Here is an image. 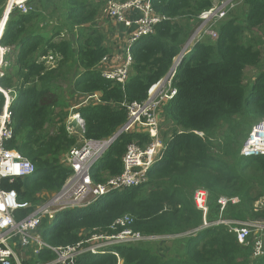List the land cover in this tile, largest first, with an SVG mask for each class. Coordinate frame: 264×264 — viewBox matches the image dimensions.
Here are the masks:
<instances>
[{
  "label": "trees",
  "instance_id": "obj_1",
  "mask_svg": "<svg viewBox=\"0 0 264 264\" xmlns=\"http://www.w3.org/2000/svg\"><path fill=\"white\" fill-rule=\"evenodd\" d=\"M234 1L215 28L216 37L197 41L172 79L176 95L162 105L172 133L161 160L138 186L61 212L52 227L41 224L39 234L48 246L66 247L95 233L130 229L145 239L112 244L111 252L101 256L81 254L75 264H264V257L252 261L248 248L240 246L225 225L212 224L219 216L264 219V212L253 210L254 202L264 196V155L239 154L251 127L264 120V65L259 48L264 44V0ZM58 2L29 0L31 10L9 15L0 38V46L16 51L11 75L0 76V112L7 105L13 128L5 146L36 169L34 177L1 180L0 188L14 190L20 202L29 204L16 217L29 213L43 193L61 188L70 173L62 159L80 145L78 139H105L124 124L125 104L146 99L148 89L166 75L197 28L200 14L213 6L212 0H150L154 13L169 20L157 24L152 34L130 48L129 74L120 83L102 75L100 64L110 50L103 33L94 28L97 5L88 0ZM40 4L47 14H41ZM61 9V29L76 36V49L61 29L49 37L35 30V22L46 16L59 20L55 14ZM38 51L39 56L33 57ZM48 57L56 63L54 68L45 66ZM249 67L256 75L248 87L244 72ZM70 76L73 92L83 97L98 95V102L91 100L76 110L83 119V128L73 121L78 134H68L55 113L59 103L52 81H70ZM151 141L144 132L122 134L92 170V182L102 183L121 173L128 144L144 147ZM199 188L207 192V227L202 226V213L193 202ZM220 197L238 201L227 203L220 214ZM124 217L130 221L115 224ZM167 239L174 247L175 241H182L174 255L152 252L151 243ZM35 257L34 261L45 264L55 254L42 248Z\"/></svg>",
  "mask_w": 264,
  "mask_h": 264
},
{
  "label": "built area",
  "instance_id": "obj_2",
  "mask_svg": "<svg viewBox=\"0 0 264 264\" xmlns=\"http://www.w3.org/2000/svg\"><path fill=\"white\" fill-rule=\"evenodd\" d=\"M28 1L6 0L2 17L6 14L8 19L9 15L14 12L18 14L28 13L31 10ZM224 2L217 1L211 8L202 12L199 16L200 21L206 20L209 14L210 17L215 16L217 20L223 18L227 11V5L232 4L234 0L228 4ZM105 4L107 13L128 27L132 25V21L127 19L124 14L129 11L137 12V18L134 21L136 30L129 38L127 47L122 51L123 55L117 57L114 68L110 69L106 66L102 69L103 76L124 83L128 77L131 64L130 48L152 34L157 24L169 20V18L154 13L150 0H106ZM225 4L227 5L225 6ZM201 26L198 24L196 29H200ZM196 33V36L193 34L189 38L191 42L201 38L202 32L197 31ZM213 37H216L215 32ZM186 47L187 43L174 58L166 75L148 89L144 101L125 104L126 121L113 135L101 140H83V144L71 148L64 155L62 160L70 173L63 185L58 191L43 193L41 200L32 205L29 213L22 217H16L18 210L29 207V204L20 202L14 190L0 188V264H12V260L19 264L15 251L17 245L32 249L35 256L40 249L49 248L54 252L55 258L45 264H75L76 258L81 254L89 253L94 256H101L111 252L109 246L112 244L137 242L145 239L139 233H134L130 229H123L113 234L95 233L74 245L52 248L42 240L38 229L44 223L48 227H52L61 212L87 207L104 195L125 188L136 187L145 181L147 173L161 160L162 150L167 145L160 135L162 122L159 110L164 103L176 95L177 90L171 85V82L177 74L182 58L187 53ZM107 59L106 57L102 60L105 65ZM49 60L51 57H48ZM91 100L98 102V95L87 96L81 105ZM73 117L71 122L75 121L78 127L83 128V119L80 114L77 113ZM67 130H69L68 127ZM135 132L148 134L152 141L144 147L134 143L128 144L122 156L123 168L121 173L107 177L102 183H93L91 172L96 165L102 162L109 147L122 134ZM12 136L10 111L5 105L0 112V183L2 179L12 181L35 176V166L18 151L5 146L12 139ZM169 136L171 137L170 134ZM239 154L243 157L264 155V120L251 127L242 143ZM237 201L236 197H220L217 201L220 214L227 203H236ZM193 202L202 213V226H209L210 223L206 222L205 219L208 212L207 192L202 188L196 189L193 193ZM253 210L264 212V196L254 202ZM129 221V218L124 217L118 219L115 224L122 226ZM212 224L225 225L234 234L240 246L248 248L252 261L264 257V219L239 221L227 220L219 216Z\"/></svg>",
  "mask_w": 264,
  "mask_h": 264
},
{
  "label": "rangeland",
  "instance_id": "obj_3",
  "mask_svg": "<svg viewBox=\"0 0 264 264\" xmlns=\"http://www.w3.org/2000/svg\"><path fill=\"white\" fill-rule=\"evenodd\" d=\"M89 2H93L95 3V5H97L98 8V18L95 21V26L94 28L97 29L98 31L102 32L104 37H105V46H108L109 50H110V56L108 55V58H111V54H112V50L111 48H114V51H120V49L123 46V50L124 48L127 47V43L129 38L132 36V34L135 32L136 27H135V20L137 18V12L135 11H129L127 13L124 14V16L132 21V25L131 26H125L124 24L120 23L117 19L113 18L112 16H110L107 13V8H106V0H88ZM213 4L216 3L218 0H212ZM222 2L225 1L224 3H229L233 0H221ZM60 2V0H59ZM58 2V4H59ZM5 3L6 0H3V3L0 4V8H1V13H0V21H1V17L2 14L4 12L5 9ZM223 3V4H224ZM236 3L235 1L233 2V4ZM225 4V6L227 5ZM41 5V4H40ZM41 8V14L45 15L48 12L42 7V5L40 6ZM229 9V8H228ZM227 9V11H228ZM33 10V8H32ZM226 11V13H227ZM51 12V11H49ZM226 15V14H225ZM55 16H60L61 18H59V20H57L56 18H54L53 16H46L44 19V21L42 22H35V24H37L38 26L35 27V30L37 31V33L39 34H43L46 37L52 36L56 30L58 29L60 31L61 26L60 24H63L62 22V18H64L63 16V12L62 9L60 11H58ZM224 18V17H223ZM223 18L221 19H216L215 16L210 17V14L208 16V18L204 21H200L199 22V26H201V28L199 29H195L196 31L193 32V36H196V32L197 31H201L202 32V36L201 38H199L198 40H195L194 42H191V40L189 39L187 41V53L192 49L193 45L200 40H203L204 36H210L211 38H215L213 37L214 32L216 33L215 28L219 26L221 20H223ZM39 21V20H38ZM41 21V20H40ZM64 26V25H63ZM123 29H125V31H122ZM68 31V34L67 32ZM61 32L67 37V35H69V38L71 39V41L73 42V46L76 49L77 45H76V36H73L70 31L67 29H61ZM84 33H86V31H84ZM2 37V36H1ZM0 37V38H1ZM125 44V45H124ZM260 51H261V58H262V64L264 65V44H262L261 46H259ZM0 76L3 74L6 75H11V71H12V67H13V55H15V52H13L12 54L10 53V51L8 49H5L4 47L0 46ZM185 53V54H187ZM40 54V51H38L37 53H35L33 55V57H38ZM69 62H67V64H69ZM55 62L52 60H49L45 66H47V69L50 68H54L55 67ZM100 68L101 70L106 68L105 62H102L100 64ZM80 71V70H79ZM256 75V70L253 67H249L245 70L244 72V84L249 85L252 83L254 77ZM72 76V75H71ZM70 76V81H64V80H60V81H52V89H53V93L55 95V99H57L58 101V106L55 108V113H59L58 114V118L61 119L63 121V124L67 130V127L69 128V130H67L68 134H78V130H76V128L72 129V125L73 123L71 122V118L73 117V115L77 114V109L79 106H81V104L83 103V101L86 99V97H83L81 94H78L77 92H73L72 90V86H71V82H73V77L71 79ZM75 76V75H74ZM17 77H14V82H16ZM89 101H87L88 103ZM86 103V104H87ZM159 115L161 118V127H160V135L163 141H165V139L167 138V136L172 133V127L170 124H168L167 122H165V119L163 117V113H162V108L159 110ZM75 118V117H73ZM76 123V122H75ZM50 130L51 127L49 128ZM221 131H224V128H221V130L219 131L220 137H221ZM80 138V137H79ZM78 143L79 144H83L81 139H78ZM173 241L171 240H161L159 242H154L150 244L151 249L153 250L152 252L155 253H159L161 255H174L175 252L178 250V246H181L182 241L181 240H177L176 242V247H174V243H172ZM30 252L26 254V256H32L35 257V253L33 252L32 249H28ZM23 251V250H22ZM20 251V252H22ZM17 256L20 258L19 252H17Z\"/></svg>",
  "mask_w": 264,
  "mask_h": 264
},
{
  "label": "crops",
  "instance_id": "obj_4",
  "mask_svg": "<svg viewBox=\"0 0 264 264\" xmlns=\"http://www.w3.org/2000/svg\"><path fill=\"white\" fill-rule=\"evenodd\" d=\"M3 21V25H2V31H1V36H2V33H3V29H4V26H5V22H6V18L3 16L2 18H1V21L0 22H2ZM122 31H125V29H123ZM0 36V37H1ZM125 45V44H124ZM108 47V46H107ZM111 50H112V54H111V58H108L107 59V62H106V66L107 67H109L110 69L111 68H114L115 67V61H116V59H117V57H119V56H121V55H123V46H122V48L120 49V51H114V48H111ZM10 51V50H9ZM15 52V51H14ZM10 53H11V51H10ZM13 53V52H12ZM11 53V54H12ZM109 56H110V54H109ZM102 63V62H101ZM171 138H170V136L168 135L167 136V138L165 139V143H168L169 142V140H170ZM38 233H40V231L38 230ZM83 240V239H82ZM29 248H22V247H20V246H15V251H16V255H17V252H19V255H20V258L18 257V263L19 264H23V262L22 261H25L27 264H44V263H40L37 259V261L35 260L34 261V259L36 258V257H32L31 255L30 256H26V254L27 253H29L30 251L28 250ZM23 250V251H22ZM20 251H22V252H20ZM107 254V253H106ZM53 260V259H52ZM51 260V261H52ZM12 261H14L16 264H17V262L15 261V260H12ZM50 262V261H49Z\"/></svg>",
  "mask_w": 264,
  "mask_h": 264
},
{
  "label": "bare ground",
  "instance_id": "obj_5",
  "mask_svg": "<svg viewBox=\"0 0 264 264\" xmlns=\"http://www.w3.org/2000/svg\"><path fill=\"white\" fill-rule=\"evenodd\" d=\"M6 19H7V17H6V14H4L3 15ZM2 25H3V21L2 22H0V36H1V31H2ZM1 53V52H0ZM1 56V55H0ZM77 117H75V119H76Z\"/></svg>",
  "mask_w": 264,
  "mask_h": 264
},
{
  "label": "clouds",
  "instance_id": "obj_6",
  "mask_svg": "<svg viewBox=\"0 0 264 264\" xmlns=\"http://www.w3.org/2000/svg\"><path fill=\"white\" fill-rule=\"evenodd\" d=\"M5 49H7V48H5ZM9 50V49H8Z\"/></svg>",
  "mask_w": 264,
  "mask_h": 264
}]
</instances>
